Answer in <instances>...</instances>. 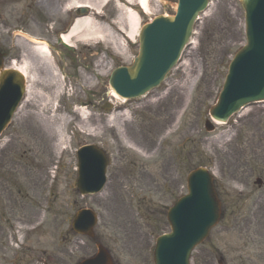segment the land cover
Segmentation results:
<instances>
[{"label": "rangeland", "instance_id": "1", "mask_svg": "<svg viewBox=\"0 0 264 264\" xmlns=\"http://www.w3.org/2000/svg\"><path fill=\"white\" fill-rule=\"evenodd\" d=\"M43 1L0 0L4 67H27L24 100L0 137V264H77L95 253L94 242L108 250L114 264H152L156 237L169 232L166 212L186 193L187 174L200 167L214 176L222 217L192 254V264H202L212 247L224 255L223 249H230L227 258L233 264L242 241L249 242L248 257L264 254V102L215 125L213 132L204 130L228 63L245 43L239 1L209 0L164 83L124 104L111 96L108 80L113 70L132 64L138 43L119 30L126 26L119 16L128 9L139 12L142 25L172 15L176 0H148L144 14L138 0H107L98 16L89 11L95 28L122 41L123 56L107 38H72L71 51L55 39L68 5L97 0H48L52 11L46 14ZM31 19L49 27L47 58L61 87L56 98L47 70L28 55L27 43L9 32L19 26L35 29ZM102 59L103 70L98 68ZM79 105L87 109L84 131L78 125ZM61 118L68 122L61 124ZM53 127L63 130L58 154L57 137L48 135ZM91 144L108 157L107 183L99 194L82 196L75 188V152ZM81 209L98 217L95 241L71 231ZM235 223L248 225L239 229ZM241 231L246 234L240 236Z\"/></svg>", "mask_w": 264, "mask_h": 264}, {"label": "water", "instance_id": "2", "mask_svg": "<svg viewBox=\"0 0 264 264\" xmlns=\"http://www.w3.org/2000/svg\"><path fill=\"white\" fill-rule=\"evenodd\" d=\"M244 10L246 45L235 55L217 105L210 116L219 122L251 102L264 100V0H239ZM207 6V0H178L173 17H158L143 27L138 57L129 68L113 72L109 86L123 98L141 96L156 87L176 64L189 39L194 21ZM1 68V61H0ZM24 90L23 79L14 71L0 74V133L8 125ZM206 131H212L209 122ZM107 159L102 151L90 146L78 152L77 189L81 195L98 193L105 183ZM188 194L167 213L171 232L156 241L154 264H189L192 250L218 223L220 204L212 179L205 169L187 177ZM96 216L79 211L73 230L93 236ZM96 254L80 264H112L108 252L100 245Z\"/></svg>", "mask_w": 264, "mask_h": 264}, {"label": "bare ground", "instance_id": "3", "mask_svg": "<svg viewBox=\"0 0 264 264\" xmlns=\"http://www.w3.org/2000/svg\"><path fill=\"white\" fill-rule=\"evenodd\" d=\"M106 2H107V0H97L96 3H91V2H87V1H74L70 5H73V7L76 5H85V6L89 7L90 9H93L95 12H98V10L100 8H102ZM147 2H148V0H138V6L141 8V10L144 11V9L147 6ZM70 5H68V6H70ZM119 20L126 21V26L121 27V28L119 27V30L122 32V34L123 33L127 34L128 39L134 40V38L136 37V34H137L138 27H139V22H140L138 16L135 14V12L128 9V11L124 17H123L122 13L120 14ZM125 29H126V31H125ZM87 37L98 38L102 41H104V38H107L114 45L116 52L121 56L124 55V52H125L124 49L125 48H124V45L122 44V41L117 40L115 38L114 34L107 29L101 30V29L95 28L92 20L90 18H87V17L76 20L71 31L67 35L63 36V40H64V42L70 44V42H71L70 40L72 38H78V41H80V40L87 38ZM28 55L33 56L38 61L39 66L43 70H45V72L47 70V73L51 79L50 81H51V83H53L52 96H53V98H56L61 87L57 81V77H56V74L54 73L52 66L49 64V61L47 58L46 47L44 45H38V46H34L32 49L29 48ZM26 57H27V55H26ZM26 65H28V64L26 63ZM26 68L27 67L24 66L22 68H13V69L19 71V73H21L26 80L27 79ZM98 68H100L102 70L106 68V64H103V59L99 62ZM84 83L90 84V80L88 78H84ZM111 96L118 101H122L113 93ZM43 98H44L43 103L44 104L48 103V98L45 96ZM86 110H79V121L80 122L78 125L82 131H84L88 128L87 127L88 118L86 117L87 116ZM66 121L67 120H65L63 118L60 119L61 124L62 123L65 124ZM120 122L122 124V121H120ZM217 125H220V124L217 123ZM48 131H49L48 135L50 138L52 136L57 137V140L55 141L53 147H54L55 153L58 154L59 151L61 150L62 146H63V130L58 128V127L57 128L53 127L51 129H48ZM94 131H96V129Z\"/></svg>", "mask_w": 264, "mask_h": 264}, {"label": "flooded vegetation", "instance_id": "4", "mask_svg": "<svg viewBox=\"0 0 264 264\" xmlns=\"http://www.w3.org/2000/svg\"><path fill=\"white\" fill-rule=\"evenodd\" d=\"M63 0H56V2H62ZM44 4L42 5L41 10L46 14L47 12L52 11V2L45 0L43 1ZM55 7H57V4H55ZM76 16V15H75ZM74 18L73 16H69L65 22L63 23H59L58 24V28L56 29V31L53 33L56 36H59L60 33H64L68 30L69 26L72 24ZM31 22L33 24V26L35 27V29L29 28V26H26V28H23L22 26H19V28L21 30L24 31H29L30 34L35 35L37 37H42L45 38L46 40L49 39L50 35H49V27L47 23H44L42 25L38 24L35 22V20L31 19ZM12 28H16V27H11L9 28V30H11ZM36 31H38L36 33ZM0 57L4 63V60H6L7 55L5 53H0ZM12 220H15L13 218H11ZM247 223H244L243 225H237L235 223V226L239 229H243L247 226ZM246 234V232L241 231L240 232V236H242L243 234ZM249 248V242L247 241H242V245H240L237 249H238V254L236 255L233 264H260V262H264V254L260 253L258 256H254V257H248V255L246 254V250ZM211 250L213 252L210 251V253L207 254V257L205 259V261L202 264H231L229 259L227 258V254L230 252V249L225 248L223 249V252L226 254L224 255L222 252H220V250H218L217 248H211Z\"/></svg>", "mask_w": 264, "mask_h": 264}]
</instances>
